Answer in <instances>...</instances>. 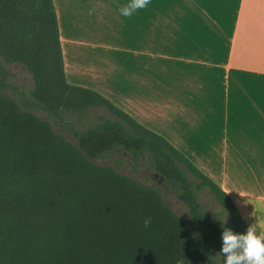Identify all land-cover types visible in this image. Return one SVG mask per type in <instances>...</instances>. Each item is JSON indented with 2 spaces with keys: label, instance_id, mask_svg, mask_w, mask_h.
Listing matches in <instances>:
<instances>
[{
  "label": "trees",
  "instance_id": "1",
  "mask_svg": "<svg viewBox=\"0 0 264 264\" xmlns=\"http://www.w3.org/2000/svg\"><path fill=\"white\" fill-rule=\"evenodd\" d=\"M5 64L31 74L27 96L6 93ZM125 154L174 192L188 224L155 187L94 161ZM204 191L230 215L223 226L203 210ZM224 227L248 228L214 181L102 95L66 82L53 0H0V264H224Z\"/></svg>",
  "mask_w": 264,
  "mask_h": 264
},
{
  "label": "crops",
  "instance_id": "2",
  "mask_svg": "<svg viewBox=\"0 0 264 264\" xmlns=\"http://www.w3.org/2000/svg\"><path fill=\"white\" fill-rule=\"evenodd\" d=\"M53 3L68 84L165 138L239 213L264 212V0H151L131 18L127 0Z\"/></svg>",
  "mask_w": 264,
  "mask_h": 264
},
{
  "label": "rangeland",
  "instance_id": "3",
  "mask_svg": "<svg viewBox=\"0 0 264 264\" xmlns=\"http://www.w3.org/2000/svg\"><path fill=\"white\" fill-rule=\"evenodd\" d=\"M4 66L9 72V76L6 80L8 85L5 90L6 93L14 98H16L14 92L22 93L24 96H27L29 90L33 87L31 74L23 66L17 64H5ZM35 113L41 117H45L40 111H35ZM93 114L96 116H109L103 109H97ZM71 119L74 120V117L71 116ZM51 123L56 132L65 136L69 141L76 143L75 136L72 133L68 132L55 122ZM94 161L100 164L111 165L120 173L130 175L145 185L155 187L160 192L164 201L184 220L186 224L189 223L188 210L183 203L176 199L174 192L163 181L155 177L150 170L145 168L134 169L130 164L128 155L125 154L121 158L116 155H110L95 158ZM199 202L201 203L203 210L211 216L212 220L221 222L226 214L227 222L229 221L230 215L225 212L224 208L220 206L215 198L207 191H204L199 195ZM240 213L248 227L254 225L259 232L264 233V212L258 213L246 209L245 211L240 210Z\"/></svg>",
  "mask_w": 264,
  "mask_h": 264
},
{
  "label": "clouds",
  "instance_id": "4",
  "mask_svg": "<svg viewBox=\"0 0 264 264\" xmlns=\"http://www.w3.org/2000/svg\"><path fill=\"white\" fill-rule=\"evenodd\" d=\"M151 0H127L118 9L119 14L125 18H131L141 10L147 9ZM222 222L227 223L225 214ZM151 218H145L143 225L147 228ZM224 264H264V233L250 225L246 232L234 233L230 228L224 227L222 232V247L220 249Z\"/></svg>",
  "mask_w": 264,
  "mask_h": 264
}]
</instances>
